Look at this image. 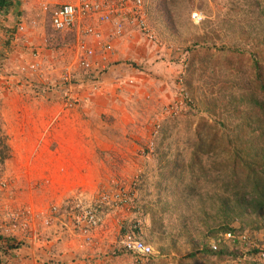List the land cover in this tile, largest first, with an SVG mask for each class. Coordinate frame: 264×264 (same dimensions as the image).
Here are the masks:
<instances>
[{
  "label": "rangeland",
  "instance_id": "1",
  "mask_svg": "<svg viewBox=\"0 0 264 264\" xmlns=\"http://www.w3.org/2000/svg\"><path fill=\"white\" fill-rule=\"evenodd\" d=\"M68 1L74 2V0L13 1L14 7L10 10L12 14L7 19L10 30L20 20L27 25V28L25 31L18 32L16 41H12L9 47L4 44L2 49L0 48V52L4 50V53H0V108L5 98L22 93L25 97H29L28 102L36 97H43L52 101L53 104H62L61 96L65 86L61 82V76L64 69L74 61V50L71 49L73 42L65 33L59 35L47 33V30L52 29L43 6L53 7ZM159 1L143 0L145 12L147 9L149 21H151L149 25L155 33L159 34L158 36L156 33L158 40L154 41L157 46L158 61L161 64L164 59H167L169 67L156 66L153 69L154 76L148 77L146 81H137L132 78L127 80L122 75L123 79L118 78L115 82V87L119 91L117 100L108 102L110 107L114 104L115 109L111 111L109 109L102 115L95 113L87 115L86 119L100 131V141L105 145L102 146L103 149L97 150V157L90 162L92 169L90 179L87 177L69 179L68 186L72 191L65 199L60 203L54 199L46 209L37 210L33 204L25 202L27 197L20 194L24 183L29 182L27 176L24 177L25 172L18 169L21 164L11 163L8 157L10 152L4 153L6 159L3 165L0 163V180L5 183V186H0L1 253H6L13 245L19 246L22 242L19 240L34 232V228L40 233L36 228L37 222L41 223L42 228H49L55 222V217L60 219L64 216V222L68 221L66 223L73 231L74 238H78L79 235L84 240L90 241L92 231L98 230L102 240L99 243L104 246L102 250L105 256L114 259V263L117 264H137V261H134L136 256L121 249L120 241L123 228L129 230L136 221L139 222L142 232L146 233L145 226H148L149 220L144 217L143 206L145 203L154 205L156 200L155 183L158 161L156 149L157 147L162 150L168 148V153L173 156L175 151L183 148L180 138L185 132L187 123L199 117L202 98L210 92L204 84V81H207L206 75L201 74L198 62L192 63L193 66L189 67L190 61L193 62L191 55L196 52L194 50H197V55H201L202 47H206L215 56L221 55L223 49H230L237 42V35H239V29L234 21L242 20L246 11L241 3L243 0H166L167 11L164 8L163 13ZM236 8L238 11L235 14L232 10ZM194 11L203 15V19L198 24L191 19ZM167 12L172 17L174 28H169L170 25L164 16L168 14ZM33 21L37 24L32 25ZM245 31H248L250 38L243 47L249 48L257 38V30ZM162 32L165 36L160 35ZM44 35L46 40L43 42ZM37 51L40 70L36 73H23L22 68L28 62L25 61V56L34 60L33 53ZM141 68L144 69L140 67V71ZM83 76H85L84 71H72V83L76 90L83 87L80 84L82 82L79 81ZM211 76H214L213 72ZM186 80H189L190 85L186 84ZM130 86L136 88L131 93L132 98L127 96L129 91L125 90ZM220 86L221 82L218 81L215 86L216 91L220 89ZM95 91L89 92L90 97ZM2 94L4 96H1ZM82 101L83 107L94 109L95 105L90 107L91 102L88 98H83ZM102 105L104 106L103 103L100 106ZM175 123L177 127L173 130L171 128ZM0 139L7 143V135L1 124ZM40 182L44 184L43 181ZM38 186L39 184H36V188ZM117 193L121 194L122 202L113 204L109 200L116 198ZM102 195H107L109 200L106 204L96 206L95 201ZM167 198L171 200L170 195ZM17 199L21 202L18 203ZM78 200L87 202L97 209L100 219L96 228L89 229L88 239L83 236L72 219L71 207ZM195 204L194 210L198 209V203ZM53 206H56L58 211L52 216L50 225L46 226L44 221L50 218L49 212ZM11 213L18 216L15 219L8 218ZM170 218L171 220L168 219L171 223L169 228H172L178 220L176 215ZM25 220L27 225L22 227ZM208 222L212 223V216L208 218ZM193 223L194 226H201L196 224V221ZM13 224H16L17 228L13 229ZM252 236L248 235L246 244L239 245L242 257L238 259L237 264L240 262L243 264L245 260L251 258L246 252H250L253 245H259L261 250L264 249V229L254 232ZM198 241L209 243L211 238L198 234ZM148 243L153 247V253L151 257L145 259L144 264H160L156 260L160 256L157 245ZM162 245L166 246L163 243ZM177 245L176 250L168 251L169 256H163L166 257L167 264H178V261L183 260L191 251L189 244L182 239ZM261 258L264 259V254H261ZM222 264L230 263L225 261Z\"/></svg>",
  "mask_w": 264,
  "mask_h": 264
},
{
  "label": "trees",
  "instance_id": "2",
  "mask_svg": "<svg viewBox=\"0 0 264 264\" xmlns=\"http://www.w3.org/2000/svg\"><path fill=\"white\" fill-rule=\"evenodd\" d=\"M159 3L163 13L164 8L167 11L166 0ZM241 3L246 11L242 20L234 21L239 29L237 42L223 49L221 55L215 56L206 47L201 48V55L197 50L191 55L189 67L198 62L210 92L202 98L199 117L187 123L180 138L183 148L170 156L168 148L157 147L156 200L154 205L143 206L144 217L149 220L146 233L137 221L129 229L147 243L157 245L160 256L156 260L160 264H167L168 251L176 250L181 239L191 251L178 264H237L242 257V243H220L213 250L205 241H198V234L211 239L223 232L253 237L254 232L264 229V0ZM12 6L13 0H0V12ZM232 11L236 14L238 8ZM164 16L174 28L171 15ZM50 28L48 34L65 33L74 41V31ZM245 30H257V38L249 48L243 47L250 38ZM218 81L221 86L216 91ZM186 84L190 85L189 80ZM176 127L177 123L171 129ZM8 150L7 143L0 139L2 165ZM195 203L198 209L194 210ZM173 215L178 222L169 228L168 219ZM210 216L212 223L208 222ZM193 221L201 226H194ZM129 230L123 228V234ZM246 254L251 258L243 264H264V249L259 245H253Z\"/></svg>",
  "mask_w": 264,
  "mask_h": 264
},
{
  "label": "crops",
  "instance_id": "3",
  "mask_svg": "<svg viewBox=\"0 0 264 264\" xmlns=\"http://www.w3.org/2000/svg\"><path fill=\"white\" fill-rule=\"evenodd\" d=\"M11 9L13 8L0 12L1 49L4 44L9 47L12 41H16L18 32H22L17 29L20 23L23 24L21 20L12 27V30L8 26L7 19L11 17ZM148 16L146 9V24L154 32L157 41L159 34L156 32V35L155 30L150 27L151 21ZM48 22L51 25L50 21ZM87 25L100 30L102 42L111 43L113 49L109 52L104 51L97 46L99 43L92 37L86 38L88 45L94 50L91 58L93 68L89 72L84 71L85 76L79 80L83 87L76 90L74 85L72 86L71 91L77 99L74 108H65L63 102L53 104L43 97H36L28 102L29 97H25L23 93L7 97L1 103L0 124L7 135L10 152L8 160L13 164L23 165L18 169L25 172L24 177L27 176L29 182L24 183L20 194L27 197L25 202L33 204L37 210L46 209L54 199L57 203L65 199L72 191L68 186L69 179L81 177L90 179L92 170L90 162L97 157V150L103 149L102 146L105 145L100 141V131L86 117L89 113L102 115L109 109L110 111L115 109V105L112 104L110 107L108 102L118 98L116 80L123 79L121 78L123 75L127 80L132 78L146 81L148 77L154 76L153 69L156 66L169 67L167 59L159 63L154 41L149 40L136 25L125 23L123 34L114 37L111 34L115 29L113 22L100 23L96 18L80 20L77 28L73 30L75 37L71 49L74 50V61L77 57V44L84 38L82 31ZM26 26L23 31L26 30ZM160 35L165 36L164 32ZM45 38L44 35L43 42ZM0 53H4V50ZM25 58L27 64L34 60L39 61L37 57L33 58L34 60L27 56ZM74 61L68 65L71 66V71L81 70ZM140 67L144 69L141 68L140 71ZM94 82L98 86L90 97L89 92H92ZM125 90L129 91L127 96L132 98L131 93L136 88L130 86ZM83 98H88L91 102L90 107L95 105L94 109L83 107ZM13 99L17 101H12ZM102 103L104 106H100ZM36 184H39L38 188ZM17 200L18 203L21 202L20 199ZM64 219V216L60 219L55 217V222L49 228H42L41 223L37 222L36 228L40 233L34 228V232L19 240L22 241L19 248H11L6 253L0 252V264H117L114 263V259L104 255L102 250L104 246L99 243L102 240L98 230L92 231L90 241L79 235L78 238H74L73 231L66 223L68 221L64 222Z\"/></svg>",
  "mask_w": 264,
  "mask_h": 264
},
{
  "label": "built area",
  "instance_id": "4",
  "mask_svg": "<svg viewBox=\"0 0 264 264\" xmlns=\"http://www.w3.org/2000/svg\"><path fill=\"white\" fill-rule=\"evenodd\" d=\"M43 11L50 16V23L54 30L64 32L73 31L79 25L82 19L96 18L100 23L113 22L115 29L112 31V36L119 37L123 34V26L125 23L136 25L149 40L156 41V36L152 30L146 24V12L144 9L143 0H74V2H65L58 6H43ZM191 19L194 23L198 24L203 15L200 12L194 11L191 14ZM36 25V21L31 23ZM18 31L25 29V23L18 25ZM82 38L77 44V57L74 64L85 72H89L93 68V62L91 60L94 55V50L90 47L86 41V38L92 37L99 44L98 47L104 51H112V44L103 41L102 32L92 25H87L83 31ZM34 58L37 57V52L33 53ZM40 70V63L36 60L28 63L22 68L23 73H36ZM61 82L65 86L62 92V100L65 108L72 109L77 105V99L73 96L72 89V71L71 66H67L61 76ZM92 85V89L96 90L98 84ZM0 186H5V183L0 180ZM109 197L102 195L99 200L95 201L97 204H106ZM113 204H120L122 202L121 194L117 193L116 198L109 200ZM109 203V202H108ZM72 219L75 225L80 228L81 233L88 239L89 229L96 228L99 225L100 219L98 217L97 209L93 208L87 202L78 200L71 207ZM58 208L53 206L49 213L50 218L44 221L46 226L50 225L52 216L57 213ZM18 215L9 214L8 218L15 219ZM27 221L28 217L26 216ZM27 221L25 220L22 227H26ZM12 228H17L16 224L12 225ZM11 231V230H10ZM12 232V231H11ZM242 243L248 242V236L235 235L231 232L218 233L217 238L210 241L209 245L213 250H217L220 243ZM120 247L126 252L134 254L136 256L137 264H144L147 259L153 253V247L147 243L141 237L135 235L133 231H127L123 234L120 241Z\"/></svg>",
  "mask_w": 264,
  "mask_h": 264
},
{
  "label": "clouds",
  "instance_id": "5",
  "mask_svg": "<svg viewBox=\"0 0 264 264\" xmlns=\"http://www.w3.org/2000/svg\"><path fill=\"white\" fill-rule=\"evenodd\" d=\"M211 240H213V239H211ZM209 243H210V242H209ZM209 243H208V244H209Z\"/></svg>",
  "mask_w": 264,
  "mask_h": 264
}]
</instances>
